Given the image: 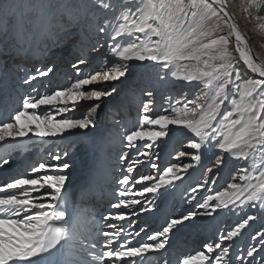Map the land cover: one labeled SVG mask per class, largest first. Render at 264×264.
Instances as JSON below:
<instances>
[{"label": "snow or ice", "instance_id": "snow-or-ice-1", "mask_svg": "<svg viewBox=\"0 0 264 264\" xmlns=\"http://www.w3.org/2000/svg\"><path fill=\"white\" fill-rule=\"evenodd\" d=\"M17 7L0 4V34L9 29L25 38L33 30L52 34L48 0H29L19 13ZM243 7L264 31V16L258 14L264 0H245ZM59 10L73 17L82 11L71 0H62ZM88 19L94 42L81 40L66 83L53 84L59 72L54 63L26 71L23 84L31 91L0 115V145H8L0 171L11 168L14 151L27 149L25 138L42 145L48 138L68 142L0 177V264H173L167 249L174 229L197 217L246 208L255 213L218 230L215 240L178 256L175 264H264V228L250 234L246 246L236 244L258 218L264 220V61L251 49L229 0H91ZM138 66L158 68L161 81L195 82L199 90L192 98L166 96L167 106L156 112L153 91L141 89L146 99L138 120L120 135L123 173L110 203L116 211H84L66 188L73 166L69 148L87 141L102 105L120 95L119 85ZM178 134L189 151L174 148V160L190 157L194 163L161 165L157 149ZM209 153L211 166L186 190L192 209L151 233L143 226L133 229L132 217L154 210ZM229 161L242 163L213 190ZM110 168L109 163L105 172Z\"/></svg>", "mask_w": 264, "mask_h": 264}, {"label": "bare ground", "instance_id": "bare-ground-1", "mask_svg": "<svg viewBox=\"0 0 264 264\" xmlns=\"http://www.w3.org/2000/svg\"><path fill=\"white\" fill-rule=\"evenodd\" d=\"M28 2L29 0H0V4L7 3V4L17 5L18 13L19 11L23 9V5H25ZM48 2L51 4L50 11L54 13V18L51 21L52 34L55 32L62 33L63 27H68V28L73 27L74 29H69L67 34H65V35L70 36V38L72 39L71 44L73 42L76 43L75 47L77 48V46L80 44L82 39L87 38V40H89V36H87L85 33V24L90 23L88 19V13L91 10V0H79L78 4L73 3V1L71 0V2L74 5L82 9L78 17L70 16L67 13H64L61 10H59V4L62 2V0H48ZM229 2H232V0H229ZM244 3L245 2L243 0H239V1L237 0V2L235 3L236 5L230 4L232 5L230 6V10L233 13L234 18H236L235 21L237 22L241 31L249 38V45L251 49L253 50V52L258 56V60L263 61L261 60L262 56L261 58L259 57L260 52H259V47H258L259 45L258 40L256 38V30L253 27L254 26L253 22L249 21L250 19H249L248 13L244 10V7H243ZM233 11H235V13H237L238 15H235ZM96 15L98 17L103 18L104 14L98 12ZM83 22H84V26H83L84 30L83 28L81 29ZM52 34L48 36V35L42 34L41 30H33L32 34L28 35L26 38L23 35H20V36H17V38L16 37L14 38L12 37V35L13 36L15 35V30L9 29L7 35L2 34V37H0V43L2 41L5 42L4 46L0 47V55L2 56L6 55L5 56L6 60H8L12 56L10 54H13V55L18 54L20 56H23V54H25L26 57L28 56L26 59H30L33 53H35L34 51L39 50L40 53L36 52L35 53L36 55H34L28 61L30 65H33L34 61H36L39 58V55L41 56L44 55L43 51L45 50H46L45 54L50 53L51 55H54V54L59 53L57 48L52 47V48L47 49L48 47H50V44L46 43L45 41L49 37L53 39ZM80 34L82 37L78 38L77 36ZM20 37L22 38V41H20L21 40ZM2 38H5V40ZM37 41L39 42L42 41L40 48H42L43 51L38 48L34 49V43ZM23 43H25V48L23 47ZM8 44H11V46L9 48H6ZM29 50L30 52H28ZM71 54H72V51L66 49L64 55L65 56L67 55V56L64 58V60L65 61L69 60L68 59L69 56H70V59H72L73 56H71ZM91 56L98 58L97 53H92ZM58 65H60V62H58L56 66ZM138 68L140 70H138L137 76L134 78L136 82H138L140 78L139 74L142 71L144 73V77H147V73H149L147 72L148 67L138 66ZM153 68L154 70L151 71L152 72L151 74L153 75V77H155V81L157 82L156 83L157 89L155 91L157 96H159V92L165 96H168V95L173 96V94L175 93H177L176 95H180L181 93H187L189 97L194 96L193 94H195L196 92L195 82H193V84L189 86V85H186L184 82L174 81L171 79L167 81H161L158 79V76H157L158 68H155V67ZM59 70L62 71V76L65 75L68 71L67 69L64 68V66L63 67L61 66ZM13 72H14L13 74H16L15 77L13 75H10L9 77H6L5 79L3 78L4 80L1 81L0 111L1 109H5V108H7L8 110L10 106L9 103L11 104L15 103V100H16L15 98H17V95L19 96V94L21 93V90L24 89V87L26 88L27 86L23 84V78L25 74L22 75L21 71H18V70L13 71ZM158 83L160 85H158ZM137 85L136 87H139ZM144 85L146 86V83ZM181 87H186V88L184 90H179ZM153 88L154 87L152 86V89ZM137 89L138 88H136V90ZM173 97H175V95ZM108 105L109 103L106 102L105 104L102 105L101 110H99V113L100 114L102 113V115L97 117L96 127L89 131L87 141L83 143L77 141L76 146L71 149V152H69V158H74L75 159L74 161L76 162L81 161V159H79L80 157L85 158L83 171L75 170L71 167L69 169L70 179L66 183V188L68 189V192L72 188H75L76 190L79 191L78 199L75 201V204L84 211H88L92 209L96 205V202L103 197L105 192L101 193V195L99 196L92 195L93 197L92 203L91 201L88 200V193H90L93 190L96 191L94 193H97V192H101V189L106 190L107 188V192H109V190L114 189L115 186H112L108 184L107 182V179H109L112 176V171L108 169L106 173L105 167L109 163L111 164V168L115 167L113 166L112 163L114 162L113 160H115L116 157L118 156L119 150L121 149L120 135L122 131H124L125 129L132 128L138 120V117H136L133 123H129L128 125H125L124 118L115 116L113 114L112 116H109L111 112H109L110 106ZM106 106H108V112H109L108 116H105L104 114V110ZM10 107H13V105ZM116 114H118V110ZM137 116H139V113L137 114ZM128 120L131 121L132 119L129 118ZM105 128H106V131L104 130ZM181 135L182 134L172 136L171 140L164 138L167 141V144H166L165 149L163 150L164 152H162L163 154L160 155L161 160H166L169 158L170 153L172 151V147H171L172 142L180 138ZM57 141L59 142L58 144H62V147H65V146L68 147L67 141H61L59 138H54V139L48 138V143L46 145L47 149L53 148L55 146L54 144H56ZM23 143L28 145L27 149L23 152H15V151L13 152V157H15V159H12V161H10V164L13 167L9 168L8 166H5V169L3 171H0V177L4 176L3 172H10V174H12L13 171L16 170L13 168L18 167L19 164L33 163V156L36 155V153L40 155L45 154V152L43 153L41 151L42 144L40 143L39 140H29L28 138H25ZM7 148H8V145L6 143L4 145H0V156H3L5 154V151ZM182 150L189 151V149H187L186 146L184 145H183ZM38 158H35V160H38ZM187 158L191 160L190 157H186V159ZM15 162H17V164H15ZM192 163L194 162L192 161ZM204 164L206 165L211 164V154L210 153L208 154V156L202 157L200 164L198 165L194 164L196 166L195 172L189 171L188 174L184 177L183 182H177L179 184V187L172 190L171 193L166 198H163L165 199V201H167V204L164 206L165 207L164 209H158V210L155 209V210H152L150 213H143L139 215L138 217L134 216L132 217V220L142 219L150 224H154V225L161 224L162 225L166 221V219H169L167 218L168 206L172 203V201H176V203L180 201L183 188H186L188 186L187 181L193 179L197 172H201L202 174L204 167H205ZM238 164L239 162L229 161L228 167L220 170V172L221 171L222 172H221V175H219L218 177V183H220L221 178L223 176H225V181H226L227 171L234 170L238 166ZM213 171H217V170L214 169ZM228 175H230V173ZM98 183L100 184L102 183V186H106V187L102 188V186L98 185ZM114 192L115 191L113 190L112 194ZM143 202L146 203L145 201ZM245 213H255V209L246 208L244 212H240L238 209L234 212L225 211L221 213L219 216H216L214 218L213 217L209 218L205 222V225L203 226L198 225V223H192V224H189V226H182V225L178 226L177 229H174L173 232L170 233L169 240H168L167 253L170 254L173 264H175L176 258L178 256H182L184 254L194 252L195 250H199L202 246L199 245V241H197L198 238L206 240V238L208 237V235L210 234L212 230H215L214 233H217L219 224L223 220L227 218L228 223L231 222V225H235L236 220H238L240 217H243ZM96 219L98 220V218ZM202 219H205V217H203ZM100 227H106V225H100ZM135 228H138V227L133 223V229ZM260 228L261 229L264 228V220H261L258 218L257 221L253 223L250 226V228L244 232L243 237L236 241V244L237 245L241 244L242 246H246V244L250 241V234H254V232Z\"/></svg>", "mask_w": 264, "mask_h": 264}, {"label": "rangeland", "instance_id": "rangeland-1", "mask_svg": "<svg viewBox=\"0 0 264 264\" xmlns=\"http://www.w3.org/2000/svg\"><path fill=\"white\" fill-rule=\"evenodd\" d=\"M72 1H73V3H76V4L79 3L78 2L79 0H72ZM243 1L245 2V0H243ZM236 2H237V0H232V2H229V5L230 4L236 5L235 4ZM232 5H230V6H232ZM233 12H234L235 15H238L237 13H235V11H233ZM253 12H254V14H256L255 13V10H253ZM258 14L261 15V16H264V8H261ZM249 19H250L249 21H252L253 22V24H254L253 27L256 30V38L258 40V44H259L258 47H259V52H260L259 57L261 58V56H262V59L261 60L264 61V31H261L258 28V22L257 21H254L251 17H249ZM83 26H84V22L82 23L81 29L83 28ZM69 29H74V28L73 27H71V28L63 27L62 28V33L55 32V33L52 34L53 39L51 37H49L45 41L46 43L50 44V47H48L47 49L52 48V47L53 48H57L58 51H59L58 54H54V55H51L50 53L49 54H45V51L46 50L44 49L45 51H43L42 48H40V45H41L42 41L35 42L34 43V49L38 48V49L42 50L44 52V55L43 56L39 55V58L36 61H34L33 65H30L28 63V61L34 55H36L35 54L36 52L37 53H40L39 50H35L34 51L35 53H33L32 57L30 59H26L25 58L26 57L25 54H24V56H20L18 54H16V55L10 54L12 56L8 60H6V57H5L6 55L5 56L0 55V70H2V71H0V84H1V81L2 80H4L6 77H9L10 75H13L15 77L16 74H13L14 73L13 71H16V70L21 71V73L23 75V74H25L26 71L27 72L33 71L35 69V67H37V66H41V65L49 64V63H54L55 65H57L58 62H60V65L56 66L58 69L61 66L62 67L64 66V68L67 69L68 71H67V73L65 75L62 76V71L59 70L57 77L53 81V84L54 85H60V84L66 83L65 77L66 76L71 77L73 75V73H74V69L72 68L71 65H72V63L74 62V60H75V58L77 56V53H76L77 52V48L75 47V44L76 43L73 42L71 44V40L72 39L70 38V36L65 35L69 31ZM87 29H88V23L85 24V33H86L87 36H89V40H87V41L88 42H94V39L90 36V34H89V32H88ZM83 30H84V28H83ZM0 37H2V34H0ZM12 37H14V38L16 37L17 38V35L16 34L14 36L12 35ZM77 37L78 38H81L82 36L80 34ZM2 39L5 40V38H2ZM20 41H22V38H21ZM4 44H5V42L2 41L0 43V47H3ZM68 45H70V46H68ZM10 46H11V44H8V46L6 48H9ZM23 47L25 48V43H23ZM66 49L72 51L71 56H73L72 59H70V56H69V58H68L69 60H67V61L64 60V58L67 56V55L66 56L64 55ZM28 52H30V50ZM20 64L23 65V66H20ZM138 70H140V69L138 68ZM138 70L135 71L125 81V83L123 85H119V88H120V95L119 96H117L115 98H109L108 99L107 102L109 103V105H108V106H110L109 107L110 108V111L109 112H111V114H109V112H108V106H106L105 107V110H104L105 116H108V114H109V116H112V114H113L115 116H119L121 118H124L125 119V122H124L125 125H128L129 123H133L135 121L136 117H139V116H137V114L140 111V107L139 106H140L141 100L146 99V97H144L143 94H142V91H141L142 88H147L149 90L154 91L153 97H152V99L154 100V104L152 105V107H153V109L156 112H160L162 106L163 107H166L167 106V101L165 99L166 96L163 95V94H161L160 92H159V96H157V94L155 93V91L157 89V84H156L157 82L155 81V77H153V75L151 74L152 73L151 71H153L154 68L153 67H148L147 68V72L150 73V74L147 73V77H144V73L142 71L139 74L140 78H139L138 82H136L134 80V78L137 76ZM43 83H45V84L48 83L47 78L44 79ZM145 83H146V86L144 85ZM136 85L139 86V87H136ZM158 85H160V84L158 83ZM152 86L154 87L153 89H152ZM135 87L138 88V89L136 90ZM26 88L24 87V89L21 90V93L19 94V96L17 95V98H15L16 99L15 100V103L12 104V105H14L13 108H15L16 106H18L19 103H20V101H21V99L23 98V96L26 95V94H28L31 91V89L28 86H26ZM185 88L186 87H181L179 90H184ZM43 90L44 89L42 88L41 91H43ZM198 90L199 89L196 87L195 91L197 92ZM176 94L177 93L173 94V96L174 95H175V97L178 96ZM0 95H1V92H0ZM192 97L193 96H191L189 98H192ZM122 103L125 104V106L123 108L120 107V105ZM11 108L12 107H10V110H11ZM157 108H158V110H157ZM117 110H118V114H116ZM101 115H102V113L101 114L99 113L98 116H101ZM129 118H131L132 120L129 121L128 120ZM108 125H110V124H108ZM104 130L106 131V128ZM51 139H54V138H51ZM184 140H185V137L182 134L180 138H178L177 140H175L174 142H172V144H171L172 151L170 153L169 158L166 159V160H161L160 159L159 163L161 165L171 164V163H177V162L178 163H181V164H184V163H192V160H189V158L186 159V157L181 158L180 161H175L174 158H173L174 155H175V153L173 152V149L174 148L183 151L182 150L183 145H182L181 142L184 141ZM58 143L59 142L57 141L56 144H54V145H57ZM59 145L62 147V144H59ZM165 147H166L165 144H161L160 145V148L157 149V151L160 152V155L163 154L162 152H164L163 150L165 149ZM62 148H66V146L65 147H62ZM72 148H69V152H71V149ZM46 149H47L46 145H42L41 151L43 153L45 152V154L49 150V149H47V150ZM120 151H121V149L119 150V152ZM37 156L40 158L41 155L36 153V155L33 156V162L36 161L35 158H38ZM13 159H15V157H13ZM79 159H81L82 162L81 161L80 162H76V161H74L75 160L74 158H70V163L73 165L72 166L73 169L79 170V171H83V167H84V163H85V158H81L80 157ZM113 161L114 162L112 164L115 167L110 168V171H112V176L109 179H107V182H108V184H110L112 186H115L114 189L109 190V192H107V188H106V190L105 189L104 190L101 189V192L94 193L96 191L93 190L90 193H88V200L91 201V203H92V201H93L92 195L93 196H99V195H101V193L105 192L102 198L100 196L101 199L96 202V205L92 209L88 210V211L93 212L94 214H95V212L97 210H100V209L101 210L103 209V211H102L103 213L115 212L116 211V209H112L110 207V203L114 202L115 199H116V197L114 196V193L112 194V192H113V190L116 191L119 188V186L115 183V179L117 177H119L123 173V168L120 166V164L118 162V156ZM240 163H242V162H239V164ZM15 164H17V162H15ZM27 165L28 164H19L18 167L13 168V169H23V168L27 167ZM204 165H205V167H204V170H203L202 174H201V172H197L196 175H195V177L193 179L187 181L188 186L186 188H183L182 195L180 197V201L178 203H176V201H172V203L168 206L167 218H176V217H179L180 215L185 214L187 211H189V210L192 209L193 205L192 204H188V203L185 202L188 199V195H189L186 190L190 186H193L197 182H199L202 179V175H203L204 171L206 170V168L209 167V166H211V164H208V165L204 164ZM11 167H13V166L11 165ZM195 167L196 166L194 165V168L189 169V171H194L195 172L196 171L195 170ZM141 170L142 171H147V169H143V168H141ZM232 171L233 170L227 171L226 181H225V176H223L221 178L220 183H218V185H216V186H213V190H215V188H217V187H223L225 185V183L229 180ZM221 172L219 171V175H221ZM229 173H230V175H228ZM8 174L10 175V173H8ZM211 175L212 174L209 173V176H211ZM98 185L102 186V183L101 184L98 183ZM104 187H106V186H102V188H104ZM78 193H79V191H78ZM147 195H148L149 198H151V196H152V194H147ZM145 202H147V201L145 200ZM193 203H195V202H193ZM166 204H167V201H165V199H163V198L158 199L156 201V208L155 209H157V210L158 209H164L165 208L164 206ZM202 218L203 217H197V218H195L194 221L185 222V224L182 225V226H189V224H192V223H198V225L203 226V225H205V222L209 218H211V217H205V219H202ZM239 219L236 220V223L239 221ZM133 223L138 228L141 227V226L145 227L146 232H148V233H151L152 231L158 229L161 226V224H157V225L150 224V223H148V222H146V221H144L142 219H138V220L135 219V220H133ZM230 225H231V222L228 223V219L226 218L225 220H223L219 224L218 230H225V229H228V228H230V227L233 226V225H231V226ZM218 230H217V233H214L215 230H212L210 232V234L208 235V237L206 238V240L201 239V238H198L197 241H199V245L202 246L203 243H205V242H207L209 240H215L217 238ZM238 246H242V245L239 244Z\"/></svg>", "mask_w": 264, "mask_h": 264}, {"label": "water", "instance_id": "water-1", "mask_svg": "<svg viewBox=\"0 0 264 264\" xmlns=\"http://www.w3.org/2000/svg\"><path fill=\"white\" fill-rule=\"evenodd\" d=\"M234 19H236V18H234Z\"/></svg>", "mask_w": 264, "mask_h": 264}]
</instances>
